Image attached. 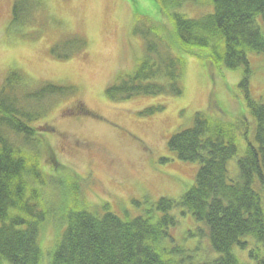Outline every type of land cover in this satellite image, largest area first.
I'll use <instances>...</instances> for the list:
<instances>
[{
  "label": "rangeland",
  "instance_id": "obj_1",
  "mask_svg": "<svg viewBox=\"0 0 264 264\" xmlns=\"http://www.w3.org/2000/svg\"><path fill=\"white\" fill-rule=\"evenodd\" d=\"M15 1L0 0V87L8 73L20 71L33 88L43 82L75 88L71 96L48 97L46 116L35 124H44L43 129L52 132L37 144L40 178L30 180L39 202L52 206L44 228L46 250L60 235L57 220L65 223L67 211L76 207L74 199L93 212L103 213L108 207L124 219L145 214L160 197L180 199L195 183L199 165L178 160L168 149V140L192 126L198 112L221 115L235 125L238 153L228 162V172L237 179L238 160L247 143L254 141L256 126L246 90L240 86L243 67L228 69L185 55L179 96L112 100L106 93L110 84L136 74L149 55L148 40L156 44L170 40L166 33L174 28L173 12L193 17L210 11L209 4L169 10L158 0H26L36 8L27 11L31 4L25 1L26 10L19 14L23 22L13 23ZM26 13L28 22L23 19ZM139 27H149L157 35L142 34ZM78 36L86 40V47H68L73 54L66 59L53 56L56 44ZM162 36L166 38L158 41ZM248 58L249 96L258 101L264 94V54L249 52ZM162 104V111L148 112ZM48 146L60 162L58 170L48 159ZM74 184L79 185L78 195ZM172 213L179 222L172 230L175 242L167 243L168 247L193 255V262L218 256L206 228L201 231L202 223L180 209ZM234 253L242 264H254L248 249L236 247Z\"/></svg>",
  "mask_w": 264,
  "mask_h": 264
},
{
  "label": "trees",
  "instance_id": "obj_2",
  "mask_svg": "<svg viewBox=\"0 0 264 264\" xmlns=\"http://www.w3.org/2000/svg\"><path fill=\"white\" fill-rule=\"evenodd\" d=\"M25 1H15L13 23L22 21L19 14L26 10L22 5ZM160 1L170 6L169 10L188 4H209L212 9L193 17L177 11L169 15L174 27L166 33L170 40L160 41L166 38L162 36L156 44L146 39L149 55L136 74L110 84L106 93L112 100L179 96L188 55L228 69L243 67L240 86L246 90L256 126L254 141L247 143L246 153L238 160L239 176L232 179L228 172V162L238 153L235 125L221 115L198 112L192 126L168 140V149L178 160L199 165L195 183L180 199L160 197L145 214L126 219L108 207L103 213L90 211L74 199L76 207L67 211L65 223L57 220L62 231L46 250L44 228L52 206L39 202L30 180L40 178L37 144L44 134L52 132L49 127L45 131L44 124H35L46 116L48 97H68L75 88L50 82L33 88L22 72L11 71L0 87V264H242L234 253L236 247L248 249L254 264H264V94L258 101L249 96L248 58L249 52L264 54V0ZM26 2L31 4L27 11L36 8V4ZM28 14L22 17L24 22ZM139 28L142 34L157 35L149 27ZM86 45L78 36L56 44L52 53L66 59L72 53L68 47ZM61 47L63 53L59 52ZM163 107L153 106L148 112L162 111ZM47 153L55 162L53 170H58L60 162L52 146ZM74 185L78 195L79 185ZM175 209L202 223L201 231L206 228L217 257L193 262V255H181L180 250L168 247L167 243L175 242L172 230L179 222L172 213Z\"/></svg>",
  "mask_w": 264,
  "mask_h": 264
}]
</instances>
